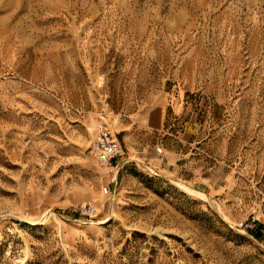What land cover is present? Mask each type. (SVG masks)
<instances>
[{"label":"rangeland","instance_id":"374dc122","mask_svg":"<svg viewBox=\"0 0 264 264\" xmlns=\"http://www.w3.org/2000/svg\"><path fill=\"white\" fill-rule=\"evenodd\" d=\"M150 83L194 98L264 212V0H0V264H264L230 199L96 159Z\"/></svg>","mask_w":264,"mask_h":264},{"label":"crops","instance_id":"0c3cea01","mask_svg":"<svg viewBox=\"0 0 264 264\" xmlns=\"http://www.w3.org/2000/svg\"><path fill=\"white\" fill-rule=\"evenodd\" d=\"M148 88L135 103L127 98L113 119L123 155L119 156L122 160L117 163V175L127 164L148 165L161 176L182 181L212 198L230 199L229 215L247 218L254 214L257 221L251 230L256 238L263 239L264 212H251L258 204L249 201L245 205L233 191L236 175L225 162L213 160L211 132L207 120L197 113L194 98L182 88L168 90L156 83Z\"/></svg>","mask_w":264,"mask_h":264},{"label":"built area","instance_id":"2783aa9c","mask_svg":"<svg viewBox=\"0 0 264 264\" xmlns=\"http://www.w3.org/2000/svg\"><path fill=\"white\" fill-rule=\"evenodd\" d=\"M91 150L100 164L113 166L117 157L122 154V145L117 132L101 122L98 125L96 137L91 144ZM156 150L161 152L159 146L156 147ZM143 167L150 172H155L148 165H144ZM104 192L112 195L113 189L107 186ZM99 211V208L92 202H86L79 207V214L86 221L95 217ZM256 221V216L251 214L249 217L237 222L234 226L249 231L254 227Z\"/></svg>","mask_w":264,"mask_h":264}]
</instances>
